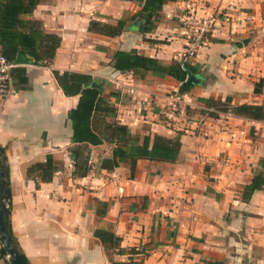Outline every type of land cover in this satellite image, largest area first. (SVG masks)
I'll return each instance as SVG.
<instances>
[{
    "label": "crops",
    "instance_id": "obj_1",
    "mask_svg": "<svg viewBox=\"0 0 264 264\" xmlns=\"http://www.w3.org/2000/svg\"><path fill=\"white\" fill-rule=\"evenodd\" d=\"M139 3L40 0L21 17L40 21L60 45L50 66L18 64L11 71V93L0 107L12 236L27 264H264V185L249 201L241 198L264 169V122L208 112L210 101L228 108L264 103V89L253 93L260 80L264 88V0H171L148 34L133 25L139 18L115 38L88 31L91 20H130ZM187 6L200 14L221 11L227 22L189 61L202 83L184 92L186 116L169 126L165 98L179 83L155 72H119L111 57L136 50L163 65L177 61L184 43L167 15ZM53 70L100 82L116 121L140 142L154 135L179 140L177 161L139 160L132 177L127 163L101 169L112 145L73 142L68 113L79 98L63 94ZM112 80L134 92L115 90ZM77 146L87 147L91 167L81 178L72 175ZM103 232L119 239L118 248L107 249ZM2 250L0 241V264H11Z\"/></svg>",
    "mask_w": 264,
    "mask_h": 264
},
{
    "label": "trees",
    "instance_id": "obj_2",
    "mask_svg": "<svg viewBox=\"0 0 264 264\" xmlns=\"http://www.w3.org/2000/svg\"><path fill=\"white\" fill-rule=\"evenodd\" d=\"M169 1L171 0H140V11L130 20L120 19L114 24L91 20L88 31L115 38L120 36L132 21L139 18L143 25V34H148L156 28L161 9ZM39 2L40 0H0V47L2 54L9 62L50 66L54 59L60 45V38L44 33L40 21H27L21 18L23 15L32 13ZM111 58L113 68L119 72L141 74L155 72L171 77L179 83L181 92H186L192 87L185 83L187 73L196 72L189 64L181 65L177 61H173L169 65H163L155 58L138 54L136 50H118L113 53ZM52 73L64 95L78 96L79 98L76 108L68 113L73 129V142L91 146L103 143L112 145L111 157L101 161V169L113 171L121 163H127L130 177H132L139 160L168 163L177 161L181 148L179 140L154 135L152 138L144 136L140 142L139 136L133 135L127 126L116 121L115 108L108 105L101 96L102 84L100 82L88 75L73 72L60 73L53 70ZM91 83H96L97 86H90ZM263 89V82L260 80L254 84L253 93L262 95ZM209 103V107L218 111L219 114L230 113L236 117L264 122V103L259 106L245 104L230 108L219 101H210ZM219 114L210 113V116L215 118ZM86 148V146H77L72 151L75 158L72 174L74 177H85L91 170L89 152ZM0 166L4 168L7 176L4 152L1 148ZM263 185L264 169H261L253 175L251 182L244 186L241 194L242 200L249 201L252 194L261 190ZM5 222L7 231L12 238L13 247L25 259L12 236L8 216ZM99 239L107 249L118 248L119 239L109 232L99 234ZM2 252L5 253L4 250ZM110 264L131 263L111 260Z\"/></svg>",
    "mask_w": 264,
    "mask_h": 264
},
{
    "label": "built area",
    "instance_id": "obj_3",
    "mask_svg": "<svg viewBox=\"0 0 264 264\" xmlns=\"http://www.w3.org/2000/svg\"><path fill=\"white\" fill-rule=\"evenodd\" d=\"M167 18L176 23V36L184 43L182 50L177 54V62L181 65L188 64L196 58L197 53L210 40L214 32L227 22V16L218 13L199 14L193 6L178 9L174 13L168 14ZM19 65L9 62L2 54L0 47V107L11 93V71ZM114 89L131 94L133 87L120 80H112ZM167 110L164 117L167 125H178L180 118L186 116L190 100L186 93L179 88L173 89L165 98ZM209 113H217L214 109H209Z\"/></svg>",
    "mask_w": 264,
    "mask_h": 264
},
{
    "label": "water",
    "instance_id": "obj_4",
    "mask_svg": "<svg viewBox=\"0 0 264 264\" xmlns=\"http://www.w3.org/2000/svg\"><path fill=\"white\" fill-rule=\"evenodd\" d=\"M138 24V25H137ZM138 21H135L133 25H137V29L143 32L141 25ZM185 83L188 85H198L202 83L201 77H197L195 74L188 72ZM90 86H97L96 83H91ZM10 199L9 187L7 184V177L5 170L0 166V241L2 243L4 251L7 253L11 264H27L25 259L18 253V251L12 245V238L7 231V224L5 219L8 216V202Z\"/></svg>",
    "mask_w": 264,
    "mask_h": 264
},
{
    "label": "rangeland",
    "instance_id": "obj_5",
    "mask_svg": "<svg viewBox=\"0 0 264 264\" xmlns=\"http://www.w3.org/2000/svg\"><path fill=\"white\" fill-rule=\"evenodd\" d=\"M199 13V12H198ZM213 13H218V14H221V15H224L221 11H215V12H213ZM200 14V13H199ZM204 14H207V13H204ZM210 14H212V13H210Z\"/></svg>",
    "mask_w": 264,
    "mask_h": 264
}]
</instances>
